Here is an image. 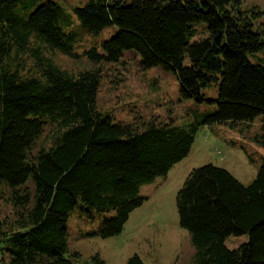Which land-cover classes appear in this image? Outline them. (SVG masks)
<instances>
[{
	"label": "trees",
	"instance_id": "1",
	"mask_svg": "<svg viewBox=\"0 0 264 264\" xmlns=\"http://www.w3.org/2000/svg\"><path fill=\"white\" fill-rule=\"evenodd\" d=\"M130 2L89 0L75 9L84 32L117 28L104 55L92 49L89 59L118 62L135 51L144 69L172 73L184 99L215 106L192 125L151 122L139 131L117 123L97 106L99 70L73 76L42 53L75 55L80 33L72 15L56 0H0V184L23 210L15 228L0 221V264H75L73 212L99 218L91 236H117L146 200L140 185L187 158L200 126L234 128L261 117L264 131V64L250 59L264 49L258 11L243 10L240 0ZM201 26L208 36L196 39ZM24 56L36 75H23ZM212 87L215 100L205 93ZM48 125L56 127L51 143L33 154ZM255 140L264 147V134ZM177 212L196 249L194 264H264V159L249 184L213 164L193 169ZM128 264L145 262L134 255Z\"/></svg>",
	"mask_w": 264,
	"mask_h": 264
},
{
	"label": "rangeland",
	"instance_id": "2",
	"mask_svg": "<svg viewBox=\"0 0 264 264\" xmlns=\"http://www.w3.org/2000/svg\"><path fill=\"white\" fill-rule=\"evenodd\" d=\"M56 1L72 15L80 40L74 45V56L59 50L42 49V53L73 76L99 70L97 106L101 111L110 113L117 123L139 131L151 122L192 125L201 115L213 109L214 104L211 107L193 99H184L179 82L172 73L160 67L144 69L140 64V55L135 51L125 52L118 62L89 59L87 54L92 49L97 56L104 55L102 45L117 34V28L110 27L98 34L84 32L78 27L75 9L89 0ZM240 1L243 10L258 11L256 26L264 30V0ZM199 31L196 39L208 36L205 27L201 26ZM250 59L253 63L264 64V49ZM22 60L25 65L23 75H36L33 60L28 56ZM205 93L209 100L217 98L216 87ZM261 121L260 117L252 124L240 123L234 128L225 124L200 126L187 158L175 164L166 176L140 185L139 196L146 200L132 212L124 230L117 236H91L99 229V218L88 221L78 210L73 212L68 222L69 246L71 251L81 255L75 264H94L91 258L96 256L105 264H128L134 255L140 256L145 264H194L196 249L189 232L179 224L177 195L191 171L207 164L227 169L243 184L251 183L264 159V147L255 140L257 135L264 134ZM55 133L56 127L46 126L32 153L40 147H47ZM25 189L32 196L34 184L29 181ZM21 193L24 191L21 190ZM13 195L5 185L0 184V221L6 229L17 226L23 211L15 205ZM238 243L230 241V245Z\"/></svg>",
	"mask_w": 264,
	"mask_h": 264
}]
</instances>
